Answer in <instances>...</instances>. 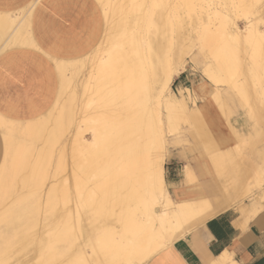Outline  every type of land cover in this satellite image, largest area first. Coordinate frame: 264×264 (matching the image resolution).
I'll return each mask as SVG.
<instances>
[{
    "label": "bare ground",
    "instance_id": "1",
    "mask_svg": "<svg viewBox=\"0 0 264 264\" xmlns=\"http://www.w3.org/2000/svg\"><path fill=\"white\" fill-rule=\"evenodd\" d=\"M18 1L23 0L0 10V54L14 50L21 65L20 51H40L32 27L39 0ZM90 2L85 11V79L81 76L72 85L70 70L78 56L52 57L57 89L51 105L37 116L29 108L15 110L22 117L6 123L0 113V207L11 198L7 209H0V264H26L11 256L24 244L32 248V264H146L211 218L248 200L254 208L264 203V142L258 141L264 131V0H239L234 18L225 5L204 4L200 13L184 15L180 5L171 13L166 0ZM239 14L243 29L236 21L242 18ZM186 18L191 24L183 32L179 21ZM189 42L197 44L195 54L193 49L187 52ZM185 61L199 66L215 87L211 102L197 107L189 89L168 95ZM235 76L242 82L235 83ZM38 82L32 59L26 100L17 98L21 105L34 104ZM78 85L81 96L94 99L78 106ZM223 85L255 121L244 141L229 121L230 134L216 140L204 123L215 127L203 108L220 101L218 88ZM7 102L0 98V107ZM88 109L95 111L88 116ZM179 123L192 128L190 135L201 151L196 153L179 134ZM177 142L197 157L183 163L182 185L170 191L165 164ZM249 150L252 163L246 162ZM60 175L58 184L54 179ZM22 190L30 191L32 204L19 194ZM70 201L94 203L98 211L113 205L115 211L111 218H94L83 226L78 244L64 229L55 228L56 243L49 248L44 233L52 229L44 222L41 232L25 236L28 228L22 225L40 224L41 211H28L31 205L53 211ZM226 253L215 264H236Z\"/></svg>",
    "mask_w": 264,
    "mask_h": 264
},
{
    "label": "crops",
    "instance_id": "2",
    "mask_svg": "<svg viewBox=\"0 0 264 264\" xmlns=\"http://www.w3.org/2000/svg\"><path fill=\"white\" fill-rule=\"evenodd\" d=\"M27 1L29 0L18 2ZM16 3L17 0H0V10ZM89 5V0H39L36 3L32 27L40 51H20L21 65L18 64L20 59L14 54V50L0 54V98L8 100L0 107V113L14 117L13 111L29 108L34 110L37 116L51 105L57 89V78L50 58L68 59L84 52L88 36L85 11L89 9ZM32 59L37 64L39 90L34 104L23 106L16 97L26 100L28 68ZM181 71L176 79L182 78ZM180 84L183 85L181 82ZM210 87L213 88L211 98L215 94V87L212 84ZM218 93L220 101L213 106L208 104L206 109L203 108V113L207 114L214 125L217 124L219 115L229 117L228 102L237 101L244 107L239 97L229 88L219 87ZM11 98L17 101L10 102ZM200 101L198 104L203 103ZM228 121L230 122L229 118L225 122L226 127ZM236 130L244 134V131ZM175 157L172 153L168 161ZM174 171L169 168L165 178L166 182L172 185L169 188L171 191L176 189L178 184ZM251 204V201H245L236 210L211 218L146 264H215L226 252L236 264H264V203L256 208Z\"/></svg>",
    "mask_w": 264,
    "mask_h": 264
},
{
    "label": "rangeland",
    "instance_id": "3",
    "mask_svg": "<svg viewBox=\"0 0 264 264\" xmlns=\"http://www.w3.org/2000/svg\"><path fill=\"white\" fill-rule=\"evenodd\" d=\"M89 1H91V0H89ZM238 1L239 0H166V3L169 4V9L171 10V13H172V8L173 7H175L176 5L177 6L180 5V7L182 8L181 11H180V13L181 14H184V15H187L189 13L192 14V15L200 13V11H201L200 7L204 6V4H211V5L213 4V5H216V7L218 5H221V6L222 5H225V7L228 9L227 11H228L229 16L234 18V15H236L237 14V11H238V9L235 8V7L238 6L237 5L238 4ZM93 3L95 4V2H93ZM95 6H96V4H95ZM241 16L242 15H240V17ZM245 16H247V15H245ZM237 19L238 20H236V21H237L238 25L240 26V28L243 29L244 27H243L242 21L244 20V16H242V18H237ZM179 22H181V24H183L182 25L183 32H184V29L185 30H187V29L189 30L190 24H191L190 21H189V18H186L185 19V22L184 21H179ZM215 23H217V22H215ZM260 24H261L260 26H262V30L264 31V26H263L264 21L262 23H260ZM186 47H188L187 48V52H189L191 49H193V50H191V52L193 54H195L197 52V47L198 46H197L196 43H190L189 42V44H187ZM6 51H10V49H8ZM235 53H236V51H235ZM235 53L233 55H235ZM237 57H239V55H237ZM185 62H184V68L181 69L182 71L180 70L181 72H183V73H181V74H183L182 75V78L181 79H176V78H178L179 75H176L174 77V79H173V81H172V83L170 85V90L168 91V95H176L177 96L178 95V91L181 88H187V89H189L191 95H193L192 96V99L193 98L195 99V102H196L197 107H199L198 102L200 100H201L200 102H203V103H207L208 101H210V93L212 92V88L210 87L211 86V83L207 82L204 79L203 74L201 73V71L199 69V66H197L194 63L189 62V61L188 62L185 61ZM86 66L88 67L87 62H86V59H84V52H80V55L78 56V58H77V60H76V62L74 64V66L70 70L71 73H72V77H73L72 82H74L76 79L80 78L81 76H83V78L85 79L84 76L86 74V69H87ZM235 78H236V80H235ZM242 80L243 79L240 76H235L233 78V81H235V83L236 82L237 83L242 82ZM76 82H77V80H76ZM76 82H74L72 85H74ZM180 82L183 83V85L180 84ZM223 87L224 88H227V85H223ZM76 92H77V99L76 100H77L78 106H79L81 100L84 101V102H86L88 98H93L94 99V97H95L93 95L92 96H89V95L86 96V94H85V96H81V94H82L81 85H80V87L78 85V87L76 89ZM17 98L18 97H16V99ZM11 101L12 102H15L16 100L14 98H11L10 99V102ZM93 104H92V106H93ZM191 106L192 105L190 104V101H188V107L192 108ZM227 107L230 109L229 110L230 111V114L228 115L229 116L228 118H229V120L231 122V125H233V127H235L238 130L244 131V134L242 135L244 137L243 138V141L246 140V139H248L249 138V134L252 133L253 126L254 127L256 126L255 125V121H253L249 117V115L247 113V109L245 107H242V105L239 104L237 101H235V102L234 101L233 102H228L227 103ZM90 108L92 109V107H90ZM93 108H95V107L93 106ZM91 109L86 110L87 113H84V114H87L89 116V114L92 111H95V110H91ZM12 114H16V116L14 118L13 117L11 118V117H8V116H5L4 115L5 116V118H4L5 123L6 122H10V118H11V120H13V119H18L19 117H22L20 114H17L14 111L12 112ZM218 115H219V113H218ZM83 116H85V115H83ZM228 118L227 117H221V115H219L218 122H216L217 124L214 125L215 127L210 126L208 124L207 120L204 121V123H205V125H206V127H207V129H208V131L210 133V136H212L213 139L216 140V136L219 139V137H227V134H230L229 133V129L225 125V122L227 121ZM81 127H82L83 130H85V127L84 126H81ZM225 128H226V130H225ZM179 129H180L179 130V134L183 135L185 138H188V140H189L188 143L193 146V148L195 149L196 153H198L199 151H201L200 150L201 149L200 148V145H198L192 139V137L190 135V131H192V128H190V126H185L184 127V125L182 123H179ZM1 131L4 132V126L3 125H0V132ZM259 132H261V131H259ZM88 133H90V132H88ZM84 135H86V133H84ZM261 138H264V131L261 132V135L258 138L259 145H261L264 142V140L261 139ZM258 141L256 143H258ZM36 145L38 146L39 144H36ZM256 145H258V144H256ZM183 146L184 145H182L181 142H177L176 143V147L172 149V153L176 157L173 158V159H170L169 161L166 160V164H165V174H164V176L166 178V175H167L166 173L169 171V168H173L175 170L174 171L175 179L178 182L177 188H180V186L182 185L181 169H182V166L184 165L183 163H185V162H191L192 163V160H195L194 157H197L196 154H194L195 155L194 156V155H192L193 153L190 154V155L187 154V153H185L182 150ZM245 147L248 148V146H244L242 148L245 150ZM187 148H190V146H188ZM183 154L185 155V160H184ZM247 157H249V158L247 159ZM247 157H246V162L252 163L254 161L252 155H250V150L247 151ZM53 159H54V155H53ZM53 163H54V161L52 162L51 167H52ZM171 164H174V166H172ZM51 167H50V170H51ZM57 178L54 179V181H56L58 184H61L62 181H63L62 176L61 175H60V177L57 176ZM199 179H201V178H199ZM59 181H60V183H59ZM47 182L48 181H45V184H47ZM169 190L171 191V189H169ZM25 191H27V192H24V190H22V192H19V194H21L24 197H26V199L28 198L30 204H32V202L34 201L35 198H33V196L30 195V191L29 190H25ZM12 196H14V194ZM82 196H83V194L81 195V197ZM80 200H82V199H80ZM10 201H11V198H9L8 200H6L2 204L4 206V208H1L0 207V209H2L1 211L7 209L8 204H9ZM83 203L84 202H81V203H78L77 205H75V204H73L70 201V202L66 203L64 206L63 205H57L55 207V209H53V211H51V210L50 211L49 210H45L41 206H39V209H38V207L31 205L30 206L31 208L29 207V210L28 211H31V212H36L37 210L38 211H41V213H40L41 215L39 217H37V219H38V221H39V223L41 225L39 224L35 228L33 226L22 225V229L23 230H24V227L26 229L27 228L29 229V230L28 229L27 230L25 229L26 230L25 231L26 232V235L25 236H27L29 238H32L36 233L41 232V228H43V225L45 223V225H47L48 228L51 226L50 228L52 229V231L50 230L48 232L46 231V228L44 230V232H47V233H44V235H45V240H46L49 248L51 246H53V244L56 243V241L54 239V235H53V232H54L53 229H55V228H57V230L60 229V231L64 229L67 232V234L70 235V240H72L74 243L78 244L81 239H79L77 237H79L81 235L82 230H83L82 229L83 226H85L87 223H89V221L91 219H94V218L97 221H102V220H104L106 218H111V216L113 215L112 212L114 210L113 205H110L111 208H109V207L105 206V204H104L103 205L104 209L100 207V210L103 209V210H101V215H100V210L98 211V207H97V210L95 209L96 205L94 203L93 204H88V205L86 204V206ZM32 208L34 210H32ZM47 211H48V213L46 215L47 217L44 216V215L42 216V213L44 214V212H47ZM88 213H90V214H88ZM96 213H98V215ZM94 214H95V216H94ZM88 215L89 216L91 215V216L88 217ZM42 217H43V219H42ZM87 217L90 218V219H88L87 221H84V219H86ZM32 233H34V234H32ZM49 248H48V250H49ZM15 254H17V255H15ZM12 255H13V257L16 256L19 259L21 258V260L24 263H26V264H32V261H33L32 260L33 259V251H32L31 246H26L25 244L23 246L20 245V246H18L16 248V250H14L11 253V256ZM12 262H13V260L10 263H12Z\"/></svg>",
    "mask_w": 264,
    "mask_h": 264
}]
</instances>
